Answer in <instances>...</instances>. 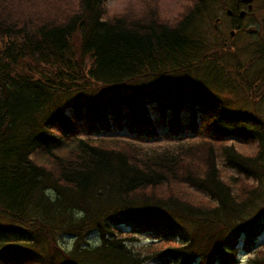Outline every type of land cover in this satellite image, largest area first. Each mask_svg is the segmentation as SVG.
Returning <instances> with one entry per match:
<instances>
[{"label":"trees","instance_id":"obj_1","mask_svg":"<svg viewBox=\"0 0 264 264\" xmlns=\"http://www.w3.org/2000/svg\"><path fill=\"white\" fill-rule=\"evenodd\" d=\"M107 1L0 0V264H238L264 241V38L244 64L209 33L248 3Z\"/></svg>","mask_w":264,"mask_h":264},{"label":"rangeland","instance_id":"obj_2","mask_svg":"<svg viewBox=\"0 0 264 264\" xmlns=\"http://www.w3.org/2000/svg\"><path fill=\"white\" fill-rule=\"evenodd\" d=\"M160 1V0H158ZM142 3V0H108L107 1V6L109 7V9L111 11H120L123 10L125 8H127L126 6H133L136 8H140ZM246 3V2H245ZM260 0H252V2L250 4H252L251 6V10L249 9L248 13L244 15L243 19H242V26L243 29L241 30H236L231 28L230 26V22L231 19L227 17V15L225 14V8L224 6L221 7H217L216 8V14H218L219 18L217 21H211V25L215 26V31H211V33H209L210 39L211 40H215L217 39V42L219 45H231L233 47H235V51L238 54L237 56H241L239 62L242 63H246L252 52L254 51L255 47L253 44L256 40H261L264 37V28L261 27V17L263 14V10L260 7ZM189 4L188 0H161L159 5L161 7V10L159 8V5L157 4L161 15L167 19L171 20H175L180 14L181 11L184 9L183 5ZM254 9V10H253ZM242 54V55H241ZM232 55L234 56V52L232 53ZM253 67H256L255 63H252ZM230 73V72H229ZM262 88H264L263 86H260ZM257 92L259 91H255L253 93H251L250 97L251 100H254L256 102V107L259 108L262 111V115L264 116V96L261 99H258L259 97H256ZM83 97V98H87ZM233 97V96H232ZM232 99L236 100L235 97H233ZM239 101V100H236ZM260 103V104H259ZM162 131H164L165 133L167 132L166 129H162ZM161 131V134H162ZM112 134L116 135H124L126 134V131H113L111 132ZM109 133V134H111ZM100 134H98L99 136ZM230 140H233V137H231ZM143 142H139L140 144L143 145H147L149 148H153V149H157L159 150L160 148H164L166 146H171V145H176L178 143H180V141L176 138V136L172 135L168 140L163 139V137H158V138H148V137H143L142 139ZM73 140H68L67 143L69 144H65L64 146H73L72 144ZM184 142V141H181ZM71 144V145H70ZM231 142L228 141L227 145H230ZM235 146L240 150L243 151L244 153H250L254 150V147L251 145H242L241 143H237L235 144ZM175 147V146H173ZM218 162V166L220 167V174L223 177L224 180L228 181L229 177L231 175H236V172L225 166L224 163L222 162V160L219 158V160L217 159ZM233 187V185H232ZM234 189H237V186L234 187ZM186 190L191 193L194 194H200V192L194 190L193 188H189L187 187ZM122 230H124L125 232H128V234H130V228H126L125 226H122ZM147 233H139L138 234V239L140 241L146 242L147 241ZM91 241H93L94 243H96L97 239L94 240V238L91 239ZM261 243V244H260ZM67 245L71 244V239L67 240ZM137 244V243H135ZM260 244V245H259ZM258 246H255V248H250L248 251L246 250H240L239 251V262L238 264H245V260L252 255L253 252H255L256 250L264 247V241L261 242V239H259ZM259 247V248H258ZM263 249V248H262Z\"/></svg>","mask_w":264,"mask_h":264},{"label":"water","instance_id":"obj_3","mask_svg":"<svg viewBox=\"0 0 264 264\" xmlns=\"http://www.w3.org/2000/svg\"><path fill=\"white\" fill-rule=\"evenodd\" d=\"M242 1H245V2H250L251 0H242ZM250 6H251V5H250V4H248V8H250ZM242 14H243V11H241V12H240V15H242Z\"/></svg>","mask_w":264,"mask_h":264},{"label":"bare ground","instance_id":"obj_4","mask_svg":"<svg viewBox=\"0 0 264 264\" xmlns=\"http://www.w3.org/2000/svg\"><path fill=\"white\" fill-rule=\"evenodd\" d=\"M251 6H252V4H251ZM251 6H250V8H251Z\"/></svg>","mask_w":264,"mask_h":264}]
</instances>
